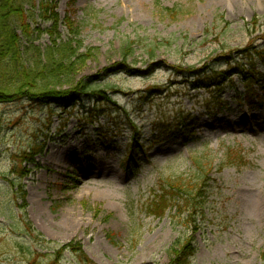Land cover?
Segmentation results:
<instances>
[{
    "label": "rangeland",
    "instance_id": "374dc122",
    "mask_svg": "<svg viewBox=\"0 0 264 264\" xmlns=\"http://www.w3.org/2000/svg\"><path fill=\"white\" fill-rule=\"evenodd\" d=\"M28 1L35 45L70 18L91 58L0 103V264H87L70 244L93 264H173L187 245V264H264V82L244 99L264 0ZM169 179L191 197L156 216Z\"/></svg>",
    "mask_w": 264,
    "mask_h": 264
},
{
    "label": "trees",
    "instance_id": "16d2710c",
    "mask_svg": "<svg viewBox=\"0 0 264 264\" xmlns=\"http://www.w3.org/2000/svg\"><path fill=\"white\" fill-rule=\"evenodd\" d=\"M28 2V0H0V103L9 97L11 92L18 93L27 89L46 92L50 85L57 86L61 84L62 80L68 81L75 68L91 58L90 54L80 52L83 48V42L80 40V27L75 26L70 18H66L63 22L64 27L68 30L66 38L63 39L54 33L56 30L51 29L47 33L52 38V45L46 49L35 45L36 39L31 38L32 33L27 29L24 15L25 6ZM42 9L46 12L47 5H43ZM46 19L54 22L55 27L60 23L58 16L51 19L46 15ZM20 32L28 40L27 43L19 34ZM251 66L252 69L255 67L253 63ZM246 73L247 86L249 87L244 99L249 107H253L255 103L261 100L259 93L254 91V86L263 83L264 77L259 73H253L251 70L248 72L246 70ZM209 76L206 77L207 80L216 79L223 74ZM87 92H89V88H81L80 93ZM185 128L184 138L191 137L192 135L188 131L189 127L186 126ZM176 136L182 137L184 133ZM133 139L134 146L132 145L128 156L125 158L126 170L132 169V165L137 161L139 143L136 138ZM135 142L137 143L135 144ZM139 149L142 150L141 146ZM23 157L26 158L28 155ZM160 191V194L154 195L151 205H149L150 212L160 217L164 216L166 210L168 211L172 206L179 208L180 200L185 202L187 197H191L187 185L182 182V179L167 180V187H162ZM65 248H72L82 262L93 264L81 247L70 244ZM189 249V245L184 247L178 253L173 264H187V259L192 256V253L187 252ZM63 252V249L56 252L49 264H60Z\"/></svg>",
    "mask_w": 264,
    "mask_h": 264
}]
</instances>
